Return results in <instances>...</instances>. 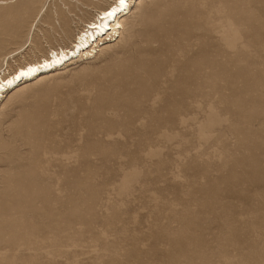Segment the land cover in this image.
Returning a JSON list of instances; mask_svg holds the SVG:
<instances>
[{
	"label": "rangeland",
	"instance_id": "obj_1",
	"mask_svg": "<svg viewBox=\"0 0 264 264\" xmlns=\"http://www.w3.org/2000/svg\"><path fill=\"white\" fill-rule=\"evenodd\" d=\"M113 1L0 0V71ZM136 1L0 98V264H264V0Z\"/></svg>",
	"mask_w": 264,
	"mask_h": 264
},
{
	"label": "bare ground",
	"instance_id": "obj_2",
	"mask_svg": "<svg viewBox=\"0 0 264 264\" xmlns=\"http://www.w3.org/2000/svg\"><path fill=\"white\" fill-rule=\"evenodd\" d=\"M134 1L136 0H114L106 8L99 10L96 16H94V20L87 22L84 25L83 29L79 31L74 41L72 42L70 49L65 48L50 50L49 53H47V55L42 57L41 59L37 61L27 62L21 66H17L11 73H8L6 76L2 74V71H0V98L2 99L4 97V94H6L7 92L16 90L17 87L19 88L29 81L40 79L45 73L56 71L57 68L61 66L62 68H64L67 64L71 63V60L76 59L77 57L79 58L82 54L81 51H85L86 49H88V47H91L95 43L99 45L100 43H98L97 40L98 37V39H100L105 35L106 37L102 39V41H105L108 36L110 37L109 40H112V38H114L113 41H117V39H119V37L121 36V30L123 29L121 20L123 19V17L130 14L131 3ZM91 41H93V43H91ZM30 44L31 41L29 45ZM93 51H95V49ZM90 52L85 51V53H83L87 55ZM20 53H11L9 54V57L13 58ZM194 54L195 58L199 57L197 53ZM222 57L223 64L221 68H223L224 70L226 67V54L224 53ZM210 60H212V58H210ZM200 66H203L200 65V62L196 63V65H192V67ZM188 68L189 66L186 68V66L182 64L176 66L181 83L177 84L175 88L179 92L185 93L188 98L191 99L192 97L189 94V91L185 89L186 86L183 84L185 75L187 77H194V75L190 73V70H188ZM203 68H207V66H203ZM47 70L50 71L47 72ZM154 132L156 134L162 135L163 129L159 128L154 130Z\"/></svg>",
	"mask_w": 264,
	"mask_h": 264
}]
</instances>
